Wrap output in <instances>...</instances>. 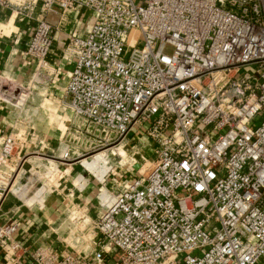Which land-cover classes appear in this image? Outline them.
<instances>
[{"label":"built area","instance_id":"2783aa9c","mask_svg":"<svg viewBox=\"0 0 264 264\" xmlns=\"http://www.w3.org/2000/svg\"><path fill=\"white\" fill-rule=\"evenodd\" d=\"M0 7L34 24L21 51L33 66L25 84L0 79V101L18 124L0 137V264H259L264 0H0ZM81 10L86 28H69ZM60 75L59 105L71 113L61 124L63 157L97 150L119 160L91 207L73 200L60 211L75 208L61 244H30L22 222L5 212L7 199L32 193L27 207L43 208L33 198L62 183H47L32 165L34 176L19 185L29 139L39 148L47 140L20 129L40 109L22 102L32 89L44 100ZM137 144L149 149L140 170L122 165L121 151Z\"/></svg>","mask_w":264,"mask_h":264},{"label":"rangeland","instance_id":"374dc122","mask_svg":"<svg viewBox=\"0 0 264 264\" xmlns=\"http://www.w3.org/2000/svg\"><path fill=\"white\" fill-rule=\"evenodd\" d=\"M26 77L27 76H25L24 79H26ZM24 81L25 80H19L18 82H15L14 85L17 86V88L19 89L20 86L22 87L25 84ZM6 84H8L7 81ZM33 95L34 92L32 89L27 99L25 98L23 100L22 107L26 108L29 106H35L39 102V112H41L42 116L43 108L46 106V99L44 98V100H39V98L33 97ZM32 97L34 99H32ZM52 107L53 106L49 104V108ZM32 114L33 113L29 114L27 120L31 118L33 119ZM35 116H37V114ZM22 118L23 116L20 117V119ZM41 123L42 125L40 126L44 127L45 122L41 121ZM62 126L63 125L59 124L57 131H55V133H57L58 135L57 143H53V145L49 147L47 146V139V142L43 141L41 148L30 147L24 149L22 155L25 154V159H29L33 161V163H28L27 161L22 169V172L18 177V179L23 177L21 183L19 184L23 185L22 183L25 182L27 177L34 176L31 174L34 173V168H31V166L36 165L40 166V168L38 167L36 169L40 171L42 179H46L47 183L53 184L61 182L62 184H60L57 189L51 194L43 195L42 193H40L39 195H37V198L34 197V199H37L38 202H43L45 204V206H42L43 208H40L41 206L39 204L38 206H34L32 209L27 207L29 206L31 200L27 204L25 203L32 197V193H26V195H23L21 199H18V196L10 195L4 206L5 212H9L8 216H14L22 222V232H26L25 235L27 237L31 236L29 240L32 243L30 244H34L35 242L40 243L42 241H51L54 244H61V239L66 238L69 230L75 226V223L72 221L71 217V212L74 211L75 208L71 207L68 211H65L64 213L58 212L57 217L55 216V214H53L51 210L47 208L50 202H52V200H58L65 202V204L70 203L71 201H73V199L79 192L78 188H81L82 186H86L83 192H87L88 197L92 196L93 198H95L97 192L102 186L99 180L103 179L106 171L111 166L115 168L117 163L116 161L119 160L117 155L111 157L110 153L103 151L97 152V150H92L88 152V154L78 155L77 153H72L66 158L63 157L62 152L64 145L62 146L61 144H59V138L62 135L63 130ZM25 128L26 126H24V124L20 126V129H22L23 132H25ZM27 132L28 131H26V134ZM40 133L42 135V139L44 140V136L46 135V133ZM148 151L149 149L147 145L140 144H137L131 152L126 150V153H123L121 151L123 155L125 154V158L123 160L122 165L130 166V164L136 163L137 166H134V169L140 170L141 166H143L144 164L143 161L140 159V155H148ZM100 163L102 164L100 165ZM128 168L129 167H127L126 170ZM94 173L98 179L93 175ZM56 178H61L59 179L61 181L56 180ZM37 185L38 184L36 183V186ZM89 192L93 193V195L89 194ZM17 207L20 208L18 212L16 211ZM63 209L61 211H63ZM14 212H17L16 215L14 214ZM43 233H45V235H43ZM258 263L263 264L264 258Z\"/></svg>","mask_w":264,"mask_h":264},{"label":"crops","instance_id":"0c3cea01","mask_svg":"<svg viewBox=\"0 0 264 264\" xmlns=\"http://www.w3.org/2000/svg\"><path fill=\"white\" fill-rule=\"evenodd\" d=\"M87 17L88 14L86 12L83 10L78 11L72 17L68 27H75V22H77L79 23L80 29L84 30L88 21ZM48 19L56 22L57 16L50 14L48 15ZM33 25L34 24H27L23 18L14 17L8 10L0 7V79L4 80L11 77L12 79H17L18 81L25 80V76L30 73L33 66L30 64L24 65L26 58L22 56L21 51L26 47V42L33 31ZM64 34L65 32H63V30L57 33L58 41L60 38L64 37ZM58 45L59 44H56L54 52L59 51V47H57ZM60 64L64 70L69 68V65L65 62V60L60 61ZM63 81L64 76L60 75L55 80L52 87H50V90L45 98L46 106L43 108L42 116L41 112H34L32 114L33 119L31 118L26 120V125H24L26 126L25 132L28 131L27 133L32 132L33 130L37 133L45 132L48 139L47 146L49 147L53 145V143L58 142V135L55 131H57L59 124L61 125L71 116L69 110L62 108L59 105L61 85ZM49 104L53 107L49 108ZM36 114L37 116H35ZM16 116L17 113L12 107L0 101V137L16 131V125H18L15 121ZM41 121L45 122L44 127L40 126L42 125ZM36 144L37 140L35 138H30L26 148L35 147ZM30 163H33V161ZM89 194L93 195L91 192H89ZM87 195V192H78L73 200L82 204L86 208L88 206L91 207V204L95 203L93 201L94 198L91 195V197H88ZM49 205L46 207L51 210L55 216H57L58 212H60L66 204L63 201L52 200Z\"/></svg>","mask_w":264,"mask_h":264},{"label":"bare ground","instance_id":"6f19581e","mask_svg":"<svg viewBox=\"0 0 264 264\" xmlns=\"http://www.w3.org/2000/svg\"><path fill=\"white\" fill-rule=\"evenodd\" d=\"M114 150H115V149H113L111 153H115V151H114ZM101 164H102V163H100V165H101ZM103 169H104V168H103ZM41 193H42V192H41ZM39 194H40V193H39ZM33 199H34V198H33Z\"/></svg>","mask_w":264,"mask_h":264}]
</instances>
